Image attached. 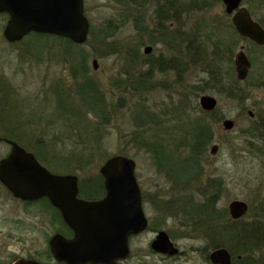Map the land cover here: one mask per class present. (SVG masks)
Listing matches in <instances>:
<instances>
[{"label": "rangeland", "instance_id": "374dc122", "mask_svg": "<svg viewBox=\"0 0 264 264\" xmlns=\"http://www.w3.org/2000/svg\"><path fill=\"white\" fill-rule=\"evenodd\" d=\"M166 4L171 11L181 8L179 33H165L175 21L169 11L160 16ZM84 12L90 29L82 44L34 33L9 43L6 19L0 18V136L38 142L34 147L42 158L51 156V170L76 174L89 197L104 194L100 170L108 159L135 160L149 226L131 239V255L118 264H212L216 241L228 243L219 247L232 253V264H264V236L241 250L242 238L226 230V220L201 227V217L194 215L215 196L217 213L231 219L229 204L242 200L249 208L240 226L256 224L264 235V80L257 81L258 88L252 85L264 61H256L245 82L237 78L241 94L229 96L220 83H210L214 42L233 37L224 31L229 16L222 1L84 0ZM177 58L181 65H167ZM228 58L220 67L230 73ZM82 85L90 89L82 92ZM205 94L218 99L214 117L200 105ZM225 119L235 122L232 130L224 128ZM198 133L204 138L196 150ZM89 139L94 144L87 147ZM6 153L0 145V158ZM31 212L0 190V238L21 230L19 218L47 223L43 212L36 219ZM59 220L51 206V237L61 229ZM31 230L29 239L43 249L47 228ZM162 230L179 254L163 256L152 248Z\"/></svg>", "mask_w": 264, "mask_h": 264}, {"label": "water", "instance_id": "95a60500", "mask_svg": "<svg viewBox=\"0 0 264 264\" xmlns=\"http://www.w3.org/2000/svg\"><path fill=\"white\" fill-rule=\"evenodd\" d=\"M232 11L242 0H223ZM7 12L10 19L4 35L8 41L21 40L31 32L53 34L84 43L89 34L90 23L84 12V0H0V13ZM239 33L264 44L263 28L251 18L246 8H241L233 18ZM151 46L145 48L146 53ZM97 68V60L93 61ZM248 60L242 54L237 61L240 80L247 76ZM217 99L210 95L200 97L204 110L217 106ZM224 128L234 127L232 120L224 121ZM12 153L0 164V179L17 196L39 198L48 196L51 203L60 209L64 220L71 226L75 236L68 239L60 234L51 238V250L58 260L67 264H115L129 255L128 238L147 226L139 185L135 177L134 159L117 155L101 167L105 179L106 196L101 200L86 201L78 198V177L72 174H54L41 167L34 157L13 143ZM218 146L211 149L216 154ZM29 178V185H23ZM229 212L237 220L247 213L248 204L234 200ZM155 251L176 255L179 249L165 231H160L152 242ZM214 264H231L232 258L226 248H218L210 254ZM18 264H40L22 261Z\"/></svg>", "mask_w": 264, "mask_h": 264}, {"label": "flooded vegetation", "instance_id": "af4514ba", "mask_svg": "<svg viewBox=\"0 0 264 264\" xmlns=\"http://www.w3.org/2000/svg\"><path fill=\"white\" fill-rule=\"evenodd\" d=\"M221 1L224 6L225 16H229V22L228 23L226 22L224 24V27L227 30H224V31L233 36L232 40L230 41L227 40V38L225 39V41L228 43L227 46L229 47V50H227V54H229L228 60L230 62L229 67L232 71L231 73H234L235 77L239 78L237 74V61H238V57L244 54L249 63L247 76L243 80L245 82V80H248V78L250 77L251 72L255 71L256 61L259 59L264 61V44H260L257 41L251 39L250 37L244 36L241 33H239L236 29V26L233 23V18L241 8H246L251 18L253 19V21L258 23L264 30V0H242L240 5L236 7L235 9H233L232 11L228 10V6L227 4H225L223 0ZM168 6L169 5L166 4L163 9L165 11L171 12L175 16V21H173L174 22L173 24H170L169 26H167L165 31H170L174 29L176 33H179L182 31L181 30L182 25L177 24L179 23V13L181 11V8L179 7V5H177L176 8H174L173 11H171L170 9H168L169 8ZM260 14L262 16H260ZM1 17L6 19V24H7L8 19H9L8 15L5 13H1L0 18ZM6 24L4 25L3 34H4ZM210 28L212 29V31H215L214 24H212ZM218 28L221 29L220 27ZM9 43H15V42H9ZM237 48H238L237 52L234 53V50H236ZM254 51L258 52V55H260V58L255 56ZM232 54H233V60H232ZM179 60L180 58H177V61ZM232 62L234 63V67H233ZM259 80H264L263 70L257 73V75L255 76V79L253 80V82H255L256 84H252V85L258 88L260 84L257 81ZM248 114L251 117L255 116V113L251 110L248 112ZM11 142L16 143L18 146L23 148L27 153H31L36 159V161H38V163L41 166H43L44 168H46L47 170L51 172L50 154L45 155L46 158H44V156L42 158L40 154L41 153L40 150L34 147V145H36L37 148L39 147L38 142H33V143L31 142L32 144L29 143V145L23 144L22 138L20 137H6V136L1 137L0 136V145L7 152L4 156L0 158V164H1V161L5 157H7L11 153L12 149L14 148ZM29 183H30L29 178H25V180L23 181V185H26V184L29 185ZM103 188L105 191L104 186ZM0 190L5 191L8 197L13 202H16L22 205L24 209H31L32 216H34L35 219L36 217H38L40 211L43 212V216L47 217V223L45 222L44 224L45 226L43 225L44 227L39 226V224H37V221H34L33 219H29L28 221L27 219L23 220V218L17 219L16 223L20 224L19 227L21 230H19L18 232L8 231L6 233H3L4 235L2 236V238H0V264H17L20 261H37L42 264H66L64 261H58L53 255V253L51 252V200L49 199V197L44 195L39 198L28 199V198L17 196L13 190H11L5 183H3L1 179H0ZM105 194H106V191L101 197H98V198L89 197V196L83 197V198L87 200H98V199L103 198ZM56 212L59 215V218L61 219L58 222L59 224L58 226L61 229H58L59 231H57L54 235L62 234L63 236L67 238L73 237L75 235L74 231L63 220L61 213H59L57 210ZM25 215H30V214L26 213ZM24 226L32 227L33 230L39 231V232L40 230L41 231L44 230L45 227L47 228L48 235L45 236V246L43 249L40 250L39 247L37 248L34 246L33 241L29 239L30 237H28L29 236L28 231H30L31 229L25 228ZM142 234L143 232L138 235H131L129 237V245H130L131 239H133L134 237H138ZM51 254H52V260L54 261L52 263H51ZM231 258H232V263H233L234 257L232 254H231Z\"/></svg>", "mask_w": 264, "mask_h": 264}, {"label": "trees", "instance_id": "16d2710c", "mask_svg": "<svg viewBox=\"0 0 264 264\" xmlns=\"http://www.w3.org/2000/svg\"><path fill=\"white\" fill-rule=\"evenodd\" d=\"M143 5H144L143 3L140 4V6H143ZM159 14L163 18V17H166L168 13H167V11L161 10V12ZM145 30L146 29H144L142 31H145ZM165 33H168V32L165 31ZM35 35H40V34H35ZM40 36H42V35H40ZM227 45H228V43L225 40H223V41L218 40V41L214 42L213 54L215 55L214 56L215 62L213 64V69H212L213 73L208 74V72H207V74L210 78V81H211L210 83H212L214 81L216 82V84L220 83L223 86V88L226 89L228 95L233 96V95H237L238 93H240V90H241V89H239V86H237V82H238L237 78L235 77L234 73H231L232 71H230V73L227 70L222 71L221 67H220L221 60H223V58H226V59L228 58L227 50H229V47ZM190 46H192V45H190ZM194 47L196 48L197 52H204L201 47H197L196 45ZM195 56H197V55H195ZM216 57H218L219 59L220 58H222V59L219 60ZM176 62H177L176 60L174 62V60L172 59L171 62L168 63L167 65L170 67L171 65L175 64V68H176L177 66L182 64V62L180 60L177 63ZM177 64H179V65H177ZM227 80L229 82H227ZM87 83L91 84V87L95 86V84H93L92 82H87ZM225 85H227V86H225ZM78 86H81V85L79 84ZM82 88H84V86ZM89 89L84 88L82 90V92H84L85 90L88 91ZM234 91L236 92L235 94H234ZM88 95L89 94L85 95L86 99L89 98ZM236 98L238 99V98H240V96H238ZM215 114H216V111L208 113V115H210L212 117H214ZM201 133H203V132H201ZM203 138H204V135L198 133L197 143L195 145L196 150L199 149V145H202ZM92 139H89L87 141V143H85L86 141L84 142L85 145L88 144L87 147H90L92 144H94V141ZM80 187H81L82 195L84 194L83 196H87V197L91 196V195H89V191L87 189H85V187L83 185H81ZM209 198L210 199L206 200V201H208L206 204L198 206V208L196 209L195 214H194V215L198 216V218L201 217L200 218L201 223H202L201 227L205 226V225L206 226L212 225L214 222L218 221L219 219L226 220L225 221L226 226H227L226 230L232 232L233 235L240 236L242 238V243H240V246H239L241 250L242 249L246 250V246H248L253 240H255V238L258 240L254 243L256 245L259 243V241L262 240V237H261V240H259V238L256 237V236H264L263 233L260 231V229L257 226H255L256 224L251 225L250 227H247L246 225L240 226V224H242V221L241 220H238V221L234 220L233 221L230 218H226L227 217L226 212L220 216L216 211V204H217L216 197L212 196V198H211L209 196ZM260 232H261V234H260ZM223 244L228 245V243H226V242L216 241L214 244L215 245L214 248L219 247V245H223Z\"/></svg>", "mask_w": 264, "mask_h": 264}]
</instances>
